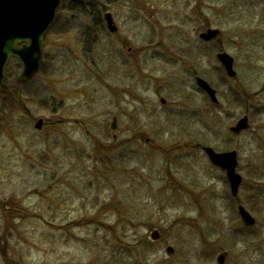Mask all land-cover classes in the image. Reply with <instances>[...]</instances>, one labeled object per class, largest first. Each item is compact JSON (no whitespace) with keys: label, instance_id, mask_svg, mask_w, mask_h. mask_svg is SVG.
<instances>
[{"label":"rangeland","instance_id":"obj_1","mask_svg":"<svg viewBox=\"0 0 264 264\" xmlns=\"http://www.w3.org/2000/svg\"><path fill=\"white\" fill-rule=\"evenodd\" d=\"M94 1L117 32L64 9L38 74L6 67L0 264H220L224 250L223 264H264V0ZM208 27L220 34L206 42ZM204 145L237 150V195Z\"/></svg>","mask_w":264,"mask_h":264},{"label":"water","instance_id":"obj_2","mask_svg":"<svg viewBox=\"0 0 264 264\" xmlns=\"http://www.w3.org/2000/svg\"><path fill=\"white\" fill-rule=\"evenodd\" d=\"M63 0H0V95L5 82V71L9 61L14 57L22 64L21 76L24 80L34 78L40 70L44 53V40L54 23L57 13ZM104 19L111 32L118 30V25L110 11L105 12ZM220 29L209 27L200 33V37L205 41L216 38ZM217 58L224 66L228 76L235 77V59L228 51H219ZM196 82L216 103L219 102L217 89L204 77L197 76ZM166 101L165 97L161 98ZM44 119L39 118L35 122V127L41 129ZM249 126V116L241 117L235 125L230 127L234 133H241ZM113 129L117 127V117L112 121ZM203 149L210 160L222 167L230 182L231 192L237 195L242 175L237 170L238 153L237 150L218 151L210 145H204ZM238 213L246 225L252 226L256 223V217L247 209L244 204L238 205ZM161 235L158 229H154L151 237L159 238ZM175 248L172 245L167 247L169 255L174 254ZM228 255L224 250L217 256V261L223 264ZM138 264H144L139 262Z\"/></svg>","mask_w":264,"mask_h":264},{"label":"trees","instance_id":"obj_3","mask_svg":"<svg viewBox=\"0 0 264 264\" xmlns=\"http://www.w3.org/2000/svg\"><path fill=\"white\" fill-rule=\"evenodd\" d=\"M72 5H66V2H63L62 3V6L59 10V12H61L62 10L64 9H67V10H70L72 12V14H77V15H92V19H93V23L94 25L96 26V28H98L99 30L103 31L105 29V22H104V19H103V16L101 14V11H100V8L99 6L95 3L94 0H72L71 1ZM97 6V7H96ZM87 7H91L90 9L91 10H86ZM77 8H79L77 10ZM97 8V9H96ZM58 16L55 20V22L53 23L52 27L55 26V24H57V20H58ZM76 18V17H74ZM73 19H69V21L71 20H74ZM68 21V22H69ZM51 27V28H52ZM9 89L7 88V85L5 83L3 89H2V93H5L6 91H8Z\"/></svg>","mask_w":264,"mask_h":264},{"label":"flooded vegetation","instance_id":"obj_4","mask_svg":"<svg viewBox=\"0 0 264 264\" xmlns=\"http://www.w3.org/2000/svg\"><path fill=\"white\" fill-rule=\"evenodd\" d=\"M107 11H110V12L113 14V12H112L111 10H106L105 12H107ZM105 12H104V13H105ZM113 17H114V15H113ZM103 19H104V14H103ZM114 19H115V18H114ZM115 21H116V20H115ZM104 22H105V20H104ZM116 24H117V23H116ZM208 28H209V27H208ZM117 31H118V30H117ZM117 31H116V32H117ZM113 33H115V32H113ZM210 41H211V40H210ZM206 42H209V41H206ZM220 51H226V50L222 49V50H220ZM161 98H162V97H161ZM161 101H162V100H161ZM165 102H166V101H165ZM165 102H163V103H165ZM154 240H155V239H154ZM226 251H227V250H226ZM138 263H139V262H138ZM138 263H137V264H138Z\"/></svg>","mask_w":264,"mask_h":264}]
</instances>
